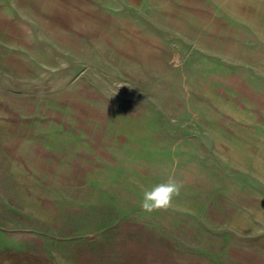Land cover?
I'll return each instance as SVG.
<instances>
[{
  "label": "rangeland",
  "instance_id": "374dc122",
  "mask_svg": "<svg viewBox=\"0 0 264 264\" xmlns=\"http://www.w3.org/2000/svg\"><path fill=\"white\" fill-rule=\"evenodd\" d=\"M0 264H264V0H0Z\"/></svg>",
  "mask_w": 264,
  "mask_h": 264
},
{
  "label": "clouds",
  "instance_id": "9594fccd",
  "mask_svg": "<svg viewBox=\"0 0 264 264\" xmlns=\"http://www.w3.org/2000/svg\"><path fill=\"white\" fill-rule=\"evenodd\" d=\"M182 187L173 168L164 182L144 189L140 202L143 211L154 213L168 210L173 206L174 198L179 196Z\"/></svg>",
  "mask_w": 264,
  "mask_h": 264
}]
</instances>
